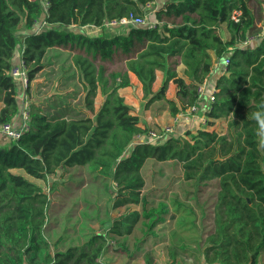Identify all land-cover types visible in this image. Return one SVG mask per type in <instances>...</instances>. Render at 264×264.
I'll list each match as a JSON object with an SVG mask.
<instances>
[{"label":"trees","instance_id":"obj_1","mask_svg":"<svg viewBox=\"0 0 264 264\" xmlns=\"http://www.w3.org/2000/svg\"><path fill=\"white\" fill-rule=\"evenodd\" d=\"M153 1L48 0L45 6L43 0H0V124L18 123L21 97L30 95L52 50L68 54L80 88V108L59 102L51 111L29 104V131L17 141L0 136V264H102L110 253L153 264L146 246L169 240L171 264L183 254L195 264L259 263L264 254V147L254 113H264V32L257 27L254 0H165L151 9ZM234 10L242 11L238 23L232 20ZM131 16L155 27L125 26V34L112 38L84 32ZM230 48L227 67L216 70ZM16 60L27 69L26 90L12 76ZM158 72L165 80L154 93ZM215 74V102L203 103L208 105L206 124L175 136L178 123L160 145L147 142L150 130L140 126L120 94L134 87V75L144 97L152 96L151 104L164 101L177 117L198 106V88ZM171 81L177 100L166 98ZM98 94L103 101L96 108ZM218 124L225 127L218 131ZM149 160L180 165L183 180L199 190L216 184L200 229L197 215L184 212L179 200L172 206L154 204L143 193L142 169ZM76 167L86 168L94 182L113 186L107 204L126 212L113 219L108 213L103 232L60 250L45 236L50 194L35 181L49 186L60 170ZM169 219L175 225L166 240L160 231ZM207 220L212 221L207 225Z\"/></svg>","mask_w":264,"mask_h":264},{"label":"rangeland","instance_id":"obj_2","mask_svg":"<svg viewBox=\"0 0 264 264\" xmlns=\"http://www.w3.org/2000/svg\"><path fill=\"white\" fill-rule=\"evenodd\" d=\"M155 2L156 1H154V4L152 3L149 8L153 9ZM252 8L256 18L259 19L257 27L264 32V0H254ZM151 14L149 17H151ZM121 29L123 28L120 26H109L108 24L104 28L85 29L84 32L87 36L93 38H112L126 33L124 29ZM18 63L19 62L16 60V64ZM46 64V68L39 72L36 79L31 83L30 95H22V104L28 101L29 104L34 103L45 110L52 109L53 111L54 109L58 110L59 102L63 103L65 106L69 104L76 109L80 108V95L78 94L80 88L78 87L77 75L71 65L68 54L58 49L52 50L47 56ZM180 69L181 68H179V70ZM216 77V74L212 77L214 82ZM164 80L165 74L163 73L162 79H160V87ZM151 97L146 98L148 100L141 106L143 107L147 103L149 104ZM166 97L170 98V84L166 91ZM102 101L103 96L98 94L95 100L96 108L100 107ZM1 107L2 105L0 104V108ZM206 107L207 104L200 106L198 117L203 115V111ZM152 112L153 115L161 116L157 119L155 118L157 121L155 126L158 127H155L154 130L152 129L154 132L162 134V129L164 127L173 124V119L170 120L169 117V106L166 102L160 101L156 103L154 107H152ZM179 123L178 132L175 136H182L187 132L195 133L196 129L202 126V120L200 123L197 117L193 119L191 116L184 118ZM175 126H177V124ZM222 127H225V125L221 126L218 124L216 128L220 131ZM167 136L168 134L164 135V140H162L159 145L165 142L168 138ZM0 140H4V138H0ZM4 142L7 144V139H5ZM149 143L152 144V142ZM142 171L146 180L143 193L148 195L149 201H152L154 204L166 202L172 206V200H179L182 209L184 208V212H193L195 216L197 215L198 224H196V226L200 229L199 222L202 219V213L205 209L211 211L209 206L213 202L211 194L218 190L216 184H211L207 187L204 186L199 190L200 188L193 183L183 180V173L180 165L173 162L156 163L149 160L143 166ZM50 179L51 183L49 186L41 181L35 182L42 185L50 194L51 202L48 210L45 236L53 246L57 245V248L60 250L81 245L91 234L103 232L107 227V222L104 224V227L102 223L107 220L108 213L113 219L126 212L125 208L111 210V204H107V201L109 200V191H114L113 186H107L103 182H94L88 175L86 168L76 167L68 170L62 169ZM197 191L202 192L197 193ZM130 209L138 210L139 207L131 206ZM186 221H190V219ZM211 221L212 220H207V225L211 223ZM174 225L175 223L169 219L165 225L166 227L160 231L161 236L166 240L170 239V233L174 230ZM201 238L202 236L199 237V239ZM190 241L193 242L192 240ZM110 243L115 244L116 240L112 239ZM169 245L170 240L165 242V244L158 243L154 247L152 244H148L146 253L150 254L153 264L172 263V260H170L168 256L167 247H169ZM110 254L113 255V253ZM126 260L128 262V258H122L120 264H124L122 262H126ZM193 260L192 256L183 254L178 264H195ZM136 263L137 262H135V264ZM141 264H147V262L142 261Z\"/></svg>","mask_w":264,"mask_h":264},{"label":"built area","instance_id":"obj_3","mask_svg":"<svg viewBox=\"0 0 264 264\" xmlns=\"http://www.w3.org/2000/svg\"><path fill=\"white\" fill-rule=\"evenodd\" d=\"M155 1V0H154ZM154 1L149 3V6H151V4H154ZM45 6L48 5V0H43ZM242 16V11L240 10H234L232 13V20L236 23H238L241 19ZM108 25V24H107ZM138 26V25H152L153 27H155V23L152 22L150 23L146 18H136V17H129V18H123L120 21H113L111 23H109V26H120L121 28L123 27H127V26ZM259 37V35L257 36H253L251 37L249 40ZM249 40L247 42H245L244 44H247L249 42ZM232 52V48L229 49V54L227 55V57L224 59V61L222 62H218L215 64V69L218 68H223L225 69L229 63V56ZM12 76L16 79H18L21 82V85L23 87L24 90H26L29 86H30V82L28 79V74H27V69L25 67V64L22 60L19 61L18 64H16L14 66V68L12 69ZM216 89H210L209 85L204 84L201 85L198 90V96H199V101L200 103L198 104V106H193L188 108L187 110H185L184 112H182L179 116L174 117L173 118V124L166 126L162 129V134H158L156 132H154L153 130L150 131L149 133V138L147 140V142H152V144H159L162 140H164V135L167 134H172L175 132L176 129V124H178L179 122H181L184 118H187L188 116H191V118L195 119L196 117L200 120H202V124L205 125L207 122V118L206 116L202 115L200 117H198V113L200 111V106H204V102H208V103H214L215 102V94ZM208 107V105H207ZM206 107V108H207ZM30 105L28 103V101H25L24 104L21 107L20 113H19V121H18V125H14L12 123H3L0 124V136L1 137H6L7 139H10L11 141H17L20 139V137L25 133L28 132L30 129ZM148 142V143H149Z\"/></svg>","mask_w":264,"mask_h":264},{"label":"crops","instance_id":"obj_4","mask_svg":"<svg viewBox=\"0 0 264 264\" xmlns=\"http://www.w3.org/2000/svg\"><path fill=\"white\" fill-rule=\"evenodd\" d=\"M164 1L165 0H156L155 7L156 8H159V7L163 6ZM85 29H98V28H93V27H90L89 28V27H86V28H84V30ZM123 29L124 30H127L125 28H123ZM123 29H121V30H123ZM20 55H21V51L18 50L16 52V55H15L16 56V59L19 60ZM180 68H181L180 70H182L183 66H181ZM162 75H163V72H158L157 73L156 81L153 84V88H152V90H153L154 93H156L158 91V88L160 87V79H162ZM131 80H132V83H133L134 87H129V88L122 89V90H120V93L124 97L125 102L131 107L134 115H136V116H138L140 118V121H141L140 122V126L143 129L148 128L150 131L152 129L154 130L155 127H158V126H155V124H157V121L155 120V118L157 119V118H159L161 116H159V115H157V116L156 115H153L152 114L153 113L152 112V107H154V105L156 103H159L160 101H155L156 103L153 102L152 104L151 103H149V104L147 103L146 105H144L142 107L141 105L143 103H145L146 100H148V99H146L144 97V93H143V90H142V85L140 84V82L138 81V79L136 78V76L131 75ZM209 81L210 82H208V85H209L210 89H214L215 88V83H214L213 79L210 78ZM169 84H170V98L169 97L168 98L166 97V98L167 99L177 100L176 99V89H177V86H176V84L173 81H171ZM168 87H169V85H168ZM169 117H170V120H172L174 118L170 114H169ZM15 125L17 126L18 123L15 124ZM147 246H146V248H147ZM145 252H146V250H145ZM122 258H124V257H121V256H119L117 254H113V255L106 254L102 258V264H120L121 263L120 260ZM142 261H145V260L141 257V258H138L137 260H134L132 262H127V260H126L127 263L126 262H122V263H124V264H135V262H137L136 264H141ZM258 264H264V254L262 256H260L259 263Z\"/></svg>","mask_w":264,"mask_h":264},{"label":"clouds","instance_id":"obj_5","mask_svg":"<svg viewBox=\"0 0 264 264\" xmlns=\"http://www.w3.org/2000/svg\"><path fill=\"white\" fill-rule=\"evenodd\" d=\"M254 119L259 123L260 131L258 135L260 136V146L264 147V113H254Z\"/></svg>","mask_w":264,"mask_h":264}]
</instances>
